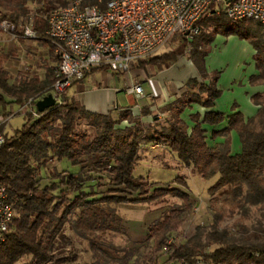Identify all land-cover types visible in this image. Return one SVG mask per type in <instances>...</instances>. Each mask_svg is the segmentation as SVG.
<instances>
[{
    "label": "trees",
    "instance_id": "obj_1",
    "mask_svg": "<svg viewBox=\"0 0 264 264\" xmlns=\"http://www.w3.org/2000/svg\"><path fill=\"white\" fill-rule=\"evenodd\" d=\"M32 1L42 2L0 0V21L14 25L11 33L18 38H23V29L29 26L37 36L34 39L48 42L53 52L46 35V16L71 0L60 1L59 6L56 0H46L29 14ZM80 1L82 5L99 3ZM255 22L252 29L241 31L235 21L212 12L199 19L200 33L192 43L178 42L175 48L138 62L139 66L162 70L179 57H186L199 74L200 80L190 78L170 105L155 108L162 112L161 119L151 105L141 108L139 115L129 109L88 111L69 98L65 90L62 103H55L37 117L23 113L22 125L10 134L1 125L5 140L0 148V185L7 190L15 216L0 242V264L74 263L78 255L69 231L85 240L99 257V251L106 246L104 235L123 229L117 204L163 201L169 195L180 198L182 203L148 226L146 240L150 245L142 264H264V132L252 130V119L245 120L239 111L228 115V125L219 134L228 137L234 130L241 143V151L231 155L229 139L210 147L201 128L203 123L219 124L225 119L224 113L207 111L202 120L193 114L190 118L194 126L190 130L182 118L193 103L211 108L220 95L217 77H211L205 67V56L215 34L236 31L244 35L254 31V45L260 48L264 41L260 24ZM53 69L48 68L43 78L27 72L15 77L0 59V104L22 106L31 97L50 94L49 87L55 80ZM124 120L127 123L123 125ZM143 143L167 147L175 153L181 168L194 167L200 178L217 176L207 188L213 216L205 238L200 226L183 241L171 238L190 214L191 198L178 188L157 187L150 191L152 183L134 175ZM88 156H95L94 167L106 174V192H95L96 177L82 166ZM177 181L186 185L182 175L177 176ZM219 192L226 193L224 204L232 212L235 209V230L243 234L240 240H234L230 229L221 226L226 214L215 206ZM117 259L120 261L113 264H130L127 256Z\"/></svg>",
    "mask_w": 264,
    "mask_h": 264
},
{
    "label": "rangeland",
    "instance_id": "obj_2",
    "mask_svg": "<svg viewBox=\"0 0 264 264\" xmlns=\"http://www.w3.org/2000/svg\"><path fill=\"white\" fill-rule=\"evenodd\" d=\"M60 1L63 0H56L54 3L59 6ZM67 1L69 2L70 0ZM45 2L46 0L30 2L28 5L29 14L34 13ZM218 8L217 4L211 6L212 12H215ZM23 20H25V17H23ZM235 25L241 27L240 30L244 31V29H252L253 26H256V22L251 19H242L235 21ZM243 33L245 34L235 31V33L228 35L221 32L215 34L210 43L209 52L205 56V67L207 68L206 70H210L207 72L211 77H217V84L221 83L220 78L223 80L225 76L228 77L235 74V109L242 112L245 116H249L250 118L248 119H252L250 122L252 130L264 132V46L256 48L254 45L256 38L254 31ZM10 34L0 30V59L3 60V66L6 69L8 68V71L16 77L19 73L17 69L21 72L27 71L23 70L24 66H32L34 62L39 63L40 55L44 51V45L41 40L17 39ZM189 43H192V41ZM177 45L178 42H171L160 53L173 49ZM19 53L25 54L31 60V63L26 61L21 64V67L15 68L16 71H13L12 64L14 60L18 59V56H21ZM136 64L138 65V62ZM222 71L226 72V74H222L220 77ZM223 91L228 92V89L220 90L218 98H221ZM254 95L255 97H253ZM173 101L166 102L162 107L170 105ZM156 107L158 108L157 105ZM12 108H14V111L18 109V107L13 105L5 111L0 104V114L7 117L6 122L2 125L3 130L8 134L13 129L19 128L24 120L21 112L20 114L12 115ZM131 113L136 115L132 111ZM153 113L156 117L159 115L158 119L163 117L160 109L153 111ZM126 123V120L122 122L123 125ZM235 145H237V139H235ZM149 146L141 145L138 153L139 158L133 172L134 175L146 177L152 183L150 191L157 187L178 188L188 193L192 202L190 214L179 228L173 232L171 238L183 241L193 235L198 226L202 227L203 238H205L213 216L212 202L207 193V188L215 182L217 176L209 179L195 178L192 176H196L195 168L193 170L190 169L191 166L187 169L181 168L175 153L168 148L154 151ZM94 161L95 156L85 157L82 166L84 170H89L95 175L97 181L95 192L100 194L106 192L109 186L106 174L94 167ZM58 167L60 168V165ZM180 175L185 177L186 185L177 181L176 177ZM216 195L215 206L222 209L226 214L221 226H226L230 229L234 240L235 238L240 240L243 234L235 230V209L232 212L224 204L225 192H219ZM181 203L180 198L169 195L163 201L117 204L115 209L123 219V229L104 235L106 246L99 251V257L93 253L85 240L76 237L69 231L70 235L73 236L74 246L78 255L76 262L69 264H113L119 262L120 259L117 258L122 256H127L130 264H142L150 245L146 240L148 226L169 211L171 207ZM164 258L163 256L161 260Z\"/></svg>",
    "mask_w": 264,
    "mask_h": 264
},
{
    "label": "built area",
    "instance_id": "obj_3",
    "mask_svg": "<svg viewBox=\"0 0 264 264\" xmlns=\"http://www.w3.org/2000/svg\"><path fill=\"white\" fill-rule=\"evenodd\" d=\"M213 4L219 7L214 13L230 20L257 21L264 40V0H99L92 5L71 0L53 8L46 16V35L56 57L55 80L49 87L55 103H62L63 92L73 83L84 81L93 70L126 74L134 64L160 53L171 42L193 41L200 33L199 19L212 13ZM13 29L6 20L0 21V30L11 33ZM22 37L37 38L29 26L24 27ZM126 92L136 98L143 95L140 85H130ZM40 99L29 98L19 112L37 117L35 103ZM6 120L0 114V126ZM4 140L0 131V148ZM14 216L7 190L0 185V242Z\"/></svg>",
    "mask_w": 264,
    "mask_h": 264
},
{
    "label": "crops",
    "instance_id": "obj_4",
    "mask_svg": "<svg viewBox=\"0 0 264 264\" xmlns=\"http://www.w3.org/2000/svg\"><path fill=\"white\" fill-rule=\"evenodd\" d=\"M42 44L44 45V51H42L40 55L39 63L34 62L32 66H24V69H22L27 71L22 72L36 74L43 78L47 69H52L54 67L56 58L50 49V44L46 41H42ZM19 54L21 56H18V59L14 60L13 64L10 63L13 65V71H16L15 68L21 67V64L26 61H30L31 63V60H29L25 54ZM7 70L9 69L7 68ZM17 71L21 72L18 69ZM222 74L225 75L226 72L224 73V71H222L220 77ZM194 77L200 80L199 74L192 61L188 60L186 57H179L176 63L162 70H158L151 65L139 66L137 64H134L131 71L126 74L112 75L105 70H93L87 75L84 81L75 82L68 87L66 89V94L88 111L107 113L110 111L129 109L136 115H139L141 108L146 105H151V109L155 110L156 105L160 107L166 102L173 101L176 98L177 92L181 91L185 83L190 78ZM220 81L221 83H216L217 89L221 91L228 89V92L223 91L221 98L215 99L211 108H205L199 104L193 103L189 108L184 110L182 118L186 121L190 130V128L194 126V122L191 121L190 118L191 115L198 114L199 120H202L203 115L207 111L224 113L225 119L219 124L210 125L203 123L201 124V128L204 130L205 140L208 146L215 147L224 143L226 139H229L230 154L235 155L241 151V143L237 133L231 130L228 137L219 134V132L224 130L228 125V119L226 117L239 111L235 109V74L228 77L225 76L223 80L220 78ZM130 85H140L143 95L140 98H136L134 94H128L126 89ZM12 106L13 105L3 107V110L6 111ZM15 107H18V109L14 111V108H12V115L20 114V106L15 105ZM255 107L257 106L255 105ZM240 113L245 120L250 118L249 116H245L242 112ZM142 118H144V120L147 119L143 116ZM235 139H237V145H235ZM149 145L150 143L142 144V146ZM149 147L154 151L167 148L157 143H153ZM192 176L195 178L198 177L197 175Z\"/></svg>",
    "mask_w": 264,
    "mask_h": 264
},
{
    "label": "water",
    "instance_id": "obj_5",
    "mask_svg": "<svg viewBox=\"0 0 264 264\" xmlns=\"http://www.w3.org/2000/svg\"><path fill=\"white\" fill-rule=\"evenodd\" d=\"M55 104V100L51 96V94H48L44 96L42 99L36 101L35 107L38 112H43L44 110L52 107Z\"/></svg>",
    "mask_w": 264,
    "mask_h": 264
}]
</instances>
